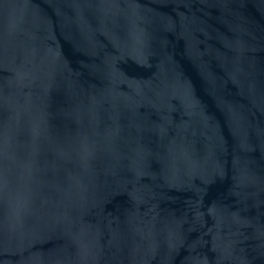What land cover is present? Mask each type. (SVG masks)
<instances>
[{
    "label": "water",
    "instance_id": "obj_1",
    "mask_svg": "<svg viewBox=\"0 0 264 264\" xmlns=\"http://www.w3.org/2000/svg\"><path fill=\"white\" fill-rule=\"evenodd\" d=\"M0 264H264V0H0Z\"/></svg>",
    "mask_w": 264,
    "mask_h": 264
}]
</instances>
